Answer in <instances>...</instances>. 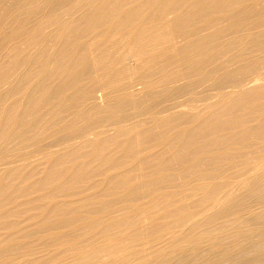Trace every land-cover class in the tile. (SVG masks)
<instances>
[{
	"label": "bare ground",
	"instance_id": "1",
	"mask_svg": "<svg viewBox=\"0 0 264 264\" xmlns=\"http://www.w3.org/2000/svg\"><path fill=\"white\" fill-rule=\"evenodd\" d=\"M0 264H264V0H0Z\"/></svg>",
	"mask_w": 264,
	"mask_h": 264
}]
</instances>
